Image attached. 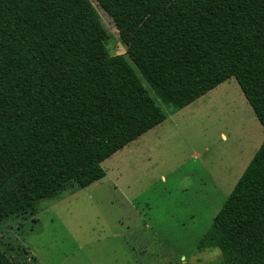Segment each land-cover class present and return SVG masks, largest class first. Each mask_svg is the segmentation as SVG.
I'll use <instances>...</instances> for the list:
<instances>
[{"label": "trees", "instance_id": "16d2710c", "mask_svg": "<svg viewBox=\"0 0 264 264\" xmlns=\"http://www.w3.org/2000/svg\"><path fill=\"white\" fill-rule=\"evenodd\" d=\"M0 0V214L234 77L264 129V0ZM71 189V193L81 188ZM66 189L58 183L47 198ZM30 203L17 212L37 214ZM264 264V138L196 245ZM0 264H17L0 247Z\"/></svg>", "mask_w": 264, "mask_h": 264}, {"label": "rangeland", "instance_id": "374dc122", "mask_svg": "<svg viewBox=\"0 0 264 264\" xmlns=\"http://www.w3.org/2000/svg\"><path fill=\"white\" fill-rule=\"evenodd\" d=\"M110 54H125L99 8ZM163 122L101 162L85 165L0 214V247L17 264H210L218 249L200 237L264 138L234 77L182 108L163 103ZM58 183L66 189L51 200ZM81 188L71 193L76 185ZM37 214L17 211L30 203Z\"/></svg>", "mask_w": 264, "mask_h": 264}]
</instances>
